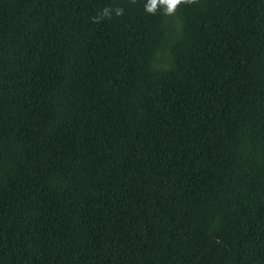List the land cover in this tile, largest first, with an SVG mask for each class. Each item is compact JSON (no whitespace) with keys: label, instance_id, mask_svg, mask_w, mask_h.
I'll use <instances>...</instances> for the list:
<instances>
[{"label":"trees","instance_id":"16d2710c","mask_svg":"<svg viewBox=\"0 0 264 264\" xmlns=\"http://www.w3.org/2000/svg\"><path fill=\"white\" fill-rule=\"evenodd\" d=\"M146 3L0 0V264H264V0Z\"/></svg>","mask_w":264,"mask_h":264},{"label":"clouds","instance_id":"9594fccd","mask_svg":"<svg viewBox=\"0 0 264 264\" xmlns=\"http://www.w3.org/2000/svg\"><path fill=\"white\" fill-rule=\"evenodd\" d=\"M197 2L198 0H147L145 11L148 14L154 15L160 9L165 16H171L175 14L180 6H191ZM123 11L121 7L112 8L106 6L92 20L94 23H100L104 19H111L113 12L116 16H121L123 15Z\"/></svg>","mask_w":264,"mask_h":264}]
</instances>
